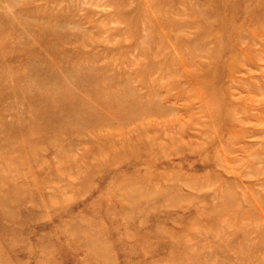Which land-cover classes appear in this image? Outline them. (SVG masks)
<instances>
[{
  "label": "rangeland",
  "instance_id": "374dc122",
  "mask_svg": "<svg viewBox=\"0 0 264 264\" xmlns=\"http://www.w3.org/2000/svg\"><path fill=\"white\" fill-rule=\"evenodd\" d=\"M0 264H264V0H0Z\"/></svg>",
  "mask_w": 264,
  "mask_h": 264
},
{
  "label": "bare ground",
  "instance_id": "6f19581e",
  "mask_svg": "<svg viewBox=\"0 0 264 264\" xmlns=\"http://www.w3.org/2000/svg\"><path fill=\"white\" fill-rule=\"evenodd\" d=\"M73 99H74L73 97L69 96L68 99H65V100H68V101H66L68 104H71V105H73V106H74V105H77L78 101L75 100V101L77 102V103H76V102L73 101ZM51 101H53L52 104H53V106L55 107V111H54L55 114L58 115L60 112H63L64 110H66V108H65V103H61V101H58L56 98H52ZM78 107H79V106H78ZM41 112H42V111H41ZM50 112H51V111H48L47 109H45L43 114H44L45 116H46V115L49 116V115H50ZM45 116H44V117H45ZM47 116H46V117H47ZM41 117H42V116H41Z\"/></svg>",
  "mask_w": 264,
  "mask_h": 264
}]
</instances>
